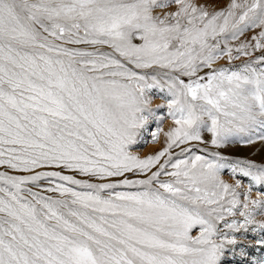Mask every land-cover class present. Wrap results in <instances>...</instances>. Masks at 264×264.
I'll list each match as a JSON object with an SVG mask.
<instances>
[{
	"label": "snow or ice",
	"instance_id": "snow-or-ice-1",
	"mask_svg": "<svg viewBox=\"0 0 264 264\" xmlns=\"http://www.w3.org/2000/svg\"><path fill=\"white\" fill-rule=\"evenodd\" d=\"M233 146L264 152V0H0V264H264Z\"/></svg>",
	"mask_w": 264,
	"mask_h": 264
},
{
	"label": "rangeland",
	"instance_id": "rangeland-1",
	"mask_svg": "<svg viewBox=\"0 0 264 264\" xmlns=\"http://www.w3.org/2000/svg\"><path fill=\"white\" fill-rule=\"evenodd\" d=\"M153 95L158 97L159 94L153 93ZM162 103L163 101L161 99L155 98L153 99L152 107L156 108L158 105H161ZM161 113H163L162 109H161ZM170 125H171V121L166 120L163 126L165 128H168ZM152 127H155L154 123ZM135 147L140 155L146 156L154 152L156 149H158L160 147V144L150 143L149 137L147 136V134H145L142 142ZM228 154L239 157H247L249 159L255 160L258 163L264 162V152L260 150L259 146L255 148H243V147L237 148L233 146V148L229 150ZM224 179L229 182H232L231 177L227 172H225L224 174ZM240 179H242L244 183L247 184L246 178L241 177ZM257 238H258L257 236H254L251 233L247 235V240L249 241H254ZM247 251H248V258H247L248 260H252L264 256V251H261L258 247H249ZM222 264H246V261L242 260L239 256H234L231 252H226Z\"/></svg>",
	"mask_w": 264,
	"mask_h": 264
}]
</instances>
